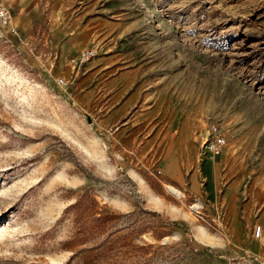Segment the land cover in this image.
<instances>
[{
    "label": "rangeland",
    "instance_id": "rangeland-1",
    "mask_svg": "<svg viewBox=\"0 0 264 264\" xmlns=\"http://www.w3.org/2000/svg\"><path fill=\"white\" fill-rule=\"evenodd\" d=\"M55 11L58 48L0 23V264H264V0Z\"/></svg>",
    "mask_w": 264,
    "mask_h": 264
},
{
    "label": "crops",
    "instance_id": "crops-1",
    "mask_svg": "<svg viewBox=\"0 0 264 264\" xmlns=\"http://www.w3.org/2000/svg\"><path fill=\"white\" fill-rule=\"evenodd\" d=\"M8 7L13 10L14 23L11 24L10 28L15 30V33L27 44H36L38 41L43 42V46H48L53 48L55 45L60 43V40L55 39H44L45 32H49L56 25L57 14L55 11V4L57 0H2ZM66 3V0H63ZM92 14L86 24L90 34H94L99 31V23L97 18H101L100 14L96 11L90 10ZM64 19L62 22L61 30L56 27L55 31H58L59 35H63V30L67 33L70 25V18ZM61 22V23H62ZM59 35H56L58 38ZM41 37V38H40ZM55 37V36H54ZM74 38V37H72ZM71 41V39H70ZM53 42V43H52ZM58 42V43H57ZM55 43V44H54ZM67 47L68 42L63 43L62 47ZM62 57V53L60 54ZM68 60V59H67ZM61 60L59 61L58 69L61 67ZM68 69V68H67ZM63 68V71L67 70ZM263 225V224H262ZM264 227V225H263Z\"/></svg>",
    "mask_w": 264,
    "mask_h": 264
},
{
    "label": "built area",
    "instance_id": "built-area-1",
    "mask_svg": "<svg viewBox=\"0 0 264 264\" xmlns=\"http://www.w3.org/2000/svg\"><path fill=\"white\" fill-rule=\"evenodd\" d=\"M13 20V10L8 7L2 0H0V23L4 27H10ZM10 31L15 32L13 28ZM97 49L94 47H87L82 49L78 54L70 57L69 65L74 71L87 65L93 58L97 56ZM60 84L65 83L63 77H59ZM227 145V135L224 125L219 121L210 119L201 133L200 154L211 158L221 155ZM253 238L261 240L264 238V227L261 224H255L252 231Z\"/></svg>",
    "mask_w": 264,
    "mask_h": 264
},
{
    "label": "bare ground",
    "instance_id": "bare-ground-1",
    "mask_svg": "<svg viewBox=\"0 0 264 264\" xmlns=\"http://www.w3.org/2000/svg\"><path fill=\"white\" fill-rule=\"evenodd\" d=\"M12 23H14V19L12 20Z\"/></svg>",
    "mask_w": 264,
    "mask_h": 264
}]
</instances>
